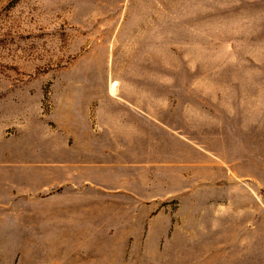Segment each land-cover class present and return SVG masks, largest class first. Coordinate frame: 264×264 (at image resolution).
Masks as SVG:
<instances>
[{"label": "rangeland", "instance_id": "obj_1", "mask_svg": "<svg viewBox=\"0 0 264 264\" xmlns=\"http://www.w3.org/2000/svg\"><path fill=\"white\" fill-rule=\"evenodd\" d=\"M114 84L141 105L169 107L187 158L198 143L218 160L188 167L196 164L188 159L158 180L139 170L132 192L113 178L76 179L75 217L90 216L95 202L132 203L116 211L123 222L138 213L140 239L152 213H169L162 245L166 235L176 248L186 241L202 264H264V0H0V207L11 216L0 264H66L48 213H18L44 208L60 190L45 171L50 145L39 149L37 138L59 122L72 127L74 109L94 108V96L116 99ZM88 240L76 253L90 252Z\"/></svg>", "mask_w": 264, "mask_h": 264}, {"label": "crops", "instance_id": "obj_2", "mask_svg": "<svg viewBox=\"0 0 264 264\" xmlns=\"http://www.w3.org/2000/svg\"><path fill=\"white\" fill-rule=\"evenodd\" d=\"M116 91H110V95L116 99L108 97L100 100L101 96H94L99 100L92 109L86 106L76 107L71 116L72 127L59 122V127L51 132L50 138H37L38 148L47 143L50 145L51 161L49 169L45 171L50 173L49 181L52 187L58 186L60 190L50 195V201L44 208H36L33 212L24 206L18 213L24 217L28 215L35 218H42L48 213L43 216V219L47 218L45 222L57 226L56 229H62L61 233L56 231L57 237L60 235L62 240L56 239L66 241V264H202V261L195 262L201 258L202 253L188 254L192 252H188L186 241L179 243V248H176L172 242L174 237L166 235L167 240L162 245L161 240H164L165 234L171 230L172 215L169 213L150 215L152 226L149 227L145 239H140L138 235V213L128 212L123 222L122 216L116 211L119 208H136L132 203L130 206H119L120 204L113 202H95L96 210L90 213V216L81 212L80 216L75 217L72 192L76 179L84 177L83 179L89 182L92 181L91 178H98L96 181L109 185L115 179L117 182L128 183L129 188L124 190L132 192L137 186L139 170L152 171L154 179L158 180L167 177L165 172L168 173L170 168L179 169L186 166L184 162L188 159L196 162L187 164L188 167H203V163L218 160L215 153L196 142L194 145L197 149L193 148L192 156L187 158L186 138L181 136L179 130H172L177 129L172 127L168 106L166 112L164 107L154 110L152 105L139 104L137 97L132 95L136 101L131 100L128 96L116 94ZM59 131L63 133L62 136ZM59 137L62 138V148L57 145ZM221 163L226 167L230 166ZM209 165L219 167V164L212 162ZM42 170V163H38L35 173H43ZM26 175L28 172L24 177ZM38 177L41 181V176ZM7 180L10 183V178ZM84 206L85 204H82L79 207ZM188 208L195 210L196 217L204 215L200 210L203 207L195 202H191ZM7 213L0 207V241L6 239L7 228L4 222L11 217L10 213ZM179 213L180 218L183 217V211ZM221 213L212 212L210 215L221 216ZM64 225L66 229H63ZM124 225L130 233H122ZM86 238H89L93 248L90 252L80 255L76 253L75 248L79 245L85 248L82 242ZM140 240L145 241L144 244L138 243ZM0 255L3 253L0 252Z\"/></svg>", "mask_w": 264, "mask_h": 264}, {"label": "bare ground", "instance_id": "obj_3", "mask_svg": "<svg viewBox=\"0 0 264 264\" xmlns=\"http://www.w3.org/2000/svg\"><path fill=\"white\" fill-rule=\"evenodd\" d=\"M114 82V81H113ZM112 84V83H111ZM112 92H114L115 91V84L112 86V90H111Z\"/></svg>", "mask_w": 264, "mask_h": 264}]
</instances>
